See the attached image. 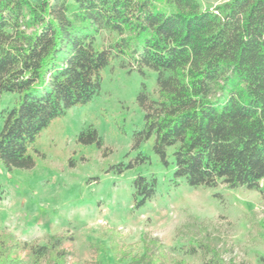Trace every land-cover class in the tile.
Listing matches in <instances>:
<instances>
[{
	"label": "trees",
	"instance_id": "obj_1",
	"mask_svg": "<svg viewBox=\"0 0 264 264\" xmlns=\"http://www.w3.org/2000/svg\"><path fill=\"white\" fill-rule=\"evenodd\" d=\"M101 32L116 39L97 46ZM127 56L156 74V101L136 96L143 128L132 150L153 138L152 153L172 166V183L190 189L245 188L264 200V0H0V166L31 170L40 133L98 94L106 69ZM101 147L95 129L78 134ZM171 163L168 162V150ZM128 162L125 169H131ZM134 208L157 194L155 178L132 181ZM58 240L26 246L34 262L64 264ZM0 240V264H17Z\"/></svg>",
	"mask_w": 264,
	"mask_h": 264
},
{
	"label": "rangeland",
	"instance_id": "obj_2",
	"mask_svg": "<svg viewBox=\"0 0 264 264\" xmlns=\"http://www.w3.org/2000/svg\"><path fill=\"white\" fill-rule=\"evenodd\" d=\"M226 1L197 0L200 9ZM115 39L101 32L95 44ZM155 79L154 72H137L129 57L115 58L91 102L40 133L33 169L0 166V240H8L17 264H48L34 262L23 244L51 239L66 253L64 264H264V200L257 192L175 186L172 166L164 168L152 153L153 138L132 150L144 124L136 96L143 86L156 101ZM15 100L1 97L0 128ZM87 129L97 131L100 148L77 142ZM128 162L134 167L126 170ZM138 176L157 182L155 198L140 209L132 189Z\"/></svg>",
	"mask_w": 264,
	"mask_h": 264
}]
</instances>
